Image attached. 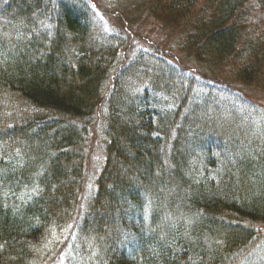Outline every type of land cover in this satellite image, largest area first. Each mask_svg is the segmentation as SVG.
I'll list each match as a JSON object with an SVG mask.
<instances>
[{"label": "trees", "instance_id": "1", "mask_svg": "<svg viewBox=\"0 0 264 264\" xmlns=\"http://www.w3.org/2000/svg\"><path fill=\"white\" fill-rule=\"evenodd\" d=\"M251 2L264 9L161 1L151 12L184 36L176 60H130L124 37L116 63L79 0H0V264H43L76 234L92 264H264L260 110L218 119L189 84L216 60L264 90V27L243 41Z\"/></svg>", "mask_w": 264, "mask_h": 264}, {"label": "rangeland", "instance_id": "2", "mask_svg": "<svg viewBox=\"0 0 264 264\" xmlns=\"http://www.w3.org/2000/svg\"><path fill=\"white\" fill-rule=\"evenodd\" d=\"M161 1L166 3L167 0ZM79 2H82L91 14L92 18H90V20L93 23L92 37L94 40L100 44V42L102 43V40L105 41L110 38L115 45L117 44L115 54L116 63H119L121 59L123 48L119 43L124 37H127L128 39L130 38V41H133L132 43H134L135 46L134 50L128 55L130 60L131 58H136V55L134 54L133 56V53H135L138 48L148 49L150 52H156L159 56L165 55L166 58L171 56V54L177 56L181 53V46L178 44L181 37H184L181 29L172 25L162 28L161 26H166L167 22L151 12L152 7L160 3L159 0H142L137 2L133 0H79ZM245 11L248 14V19L243 28V41L251 42L254 35L264 27V9L261 10V7L256 2H251L247 5ZM195 19L196 18L193 14H191L186 22L188 23L186 24V27H189V24ZM160 53L162 54L160 55ZM173 55L170 58L176 60ZM191 57H193V55L186 54L185 60H190ZM215 62L218 64L216 70H208L207 67L203 65H199V67L201 66V72H196L194 70L195 68L189 69L192 72L189 81H193L189 84L192 85V91L198 95V101L195 103L198 107L197 110L205 111L209 114L212 113L215 116L218 115V119H220V117L223 116H225V118L226 116L232 118L234 115L232 111L235 109L236 113L238 112L246 119H250L252 115L250 107L245 105L247 104L245 102H248V104L252 103L255 107L259 108V116L264 124V90L261 91L256 85L247 86L243 89L237 84V65L230 64L221 67L219 66L221 65L220 63L216 60ZM182 68L184 67L182 66ZM184 71L187 73L186 70ZM136 85L137 83L135 82L131 86V90H133ZM210 94H213L214 97L210 96ZM211 98L214 100L219 99L226 104H216L215 102L210 101ZM99 112L97 113L98 119L100 116ZM247 123L249 122L244 124L247 127H250ZM253 124L254 122L252 125ZM263 124L261 123L264 128ZM257 138L260 139L264 147V133L257 132ZM95 148L94 150L91 149L87 156L88 166L92 163L94 157L95 161L97 160ZM98 151L99 150L96 152ZM86 175H88V172ZM260 233L264 236V229L260 231ZM77 237L78 235L76 234V238L72 239L66 253L59 252L61 247H58V249L51 248L49 250L50 259L48 258L43 264H92L93 259L90 254H85L82 257H79L78 260L75 258L77 255L74 254L76 247L82 253H87L88 250L87 247L85 248L87 241H84L83 238H81L84 243L80 247V237ZM74 244L76 246L72 250Z\"/></svg>", "mask_w": 264, "mask_h": 264}]
</instances>
